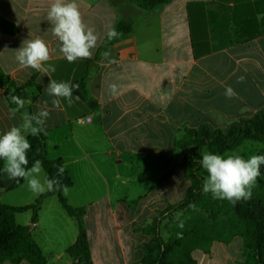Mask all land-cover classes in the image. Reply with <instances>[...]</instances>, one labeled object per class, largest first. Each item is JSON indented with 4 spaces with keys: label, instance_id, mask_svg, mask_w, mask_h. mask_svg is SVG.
Returning <instances> with one entry per match:
<instances>
[{
    "label": "crops",
    "instance_id": "0c3cea01",
    "mask_svg": "<svg viewBox=\"0 0 264 264\" xmlns=\"http://www.w3.org/2000/svg\"><path fill=\"white\" fill-rule=\"evenodd\" d=\"M52 2L0 0V15L20 29L16 35L0 31V69L17 85L35 76L41 87V91L35 86L27 89L25 107L13 117L14 107L0 86V133L19 125L24 111L37 113L47 101L51 114L46 134L42 133L47 154L61 159L73 180L64 195L68 204L86 210L83 222L92 263L142 264V245L151 237L138 229L157 210L181 201L190 186L181 167L187 151L175 145L184 128L203 124L225 128L264 108V0H172L152 10L141 9L132 0H119V8L114 0H75L98 42L91 59L74 63L64 58L52 34L47 20ZM198 2L204 6L189 9L197 32L201 22L203 49L208 52L195 57L188 4ZM214 14L227 15L226 35L214 29L218 18ZM122 18L134 20V32L102 48L108 30ZM36 38L43 39L51 52L44 65L47 74L24 68L16 60L23 42ZM216 46L223 47L212 49ZM105 52L116 63L104 59ZM88 67V91L98 108L91 109L73 93L70 104L61 98V108L53 109V97L44 91L50 80L74 84L85 77ZM241 76L244 82L237 83ZM113 83L119 86L116 96L108 90ZM229 86L237 94L231 99L225 96ZM45 175L43 169L41 177ZM13 182L2 173L0 202L25 206L47 194L33 228L30 211L18 214L17 222L31 228L47 264H74L66 251L77 239L78 226L57 194L34 195L26 182L11 190ZM44 209L46 233L38 230ZM43 236L46 249L40 241ZM237 239L216 242L209 253L198 250L194 257L198 264H242L243 241L236 243Z\"/></svg>",
    "mask_w": 264,
    "mask_h": 264
},
{
    "label": "trees",
    "instance_id": "16d2710c",
    "mask_svg": "<svg viewBox=\"0 0 264 264\" xmlns=\"http://www.w3.org/2000/svg\"><path fill=\"white\" fill-rule=\"evenodd\" d=\"M139 8L152 10L155 7L166 5L172 0H132ZM204 6L203 2L189 3L191 40L195 57L204 55L208 50L203 49V35L200 22V30L194 26L191 16V6ZM218 17L214 22V29L220 28L221 34L226 35L228 26L227 15ZM115 28L119 35H130L134 32L133 19H120ZM0 31L7 35H16L19 27L0 15ZM117 36V37H118ZM116 37V38H117ZM114 38V39H116ZM105 38L102 48L112 45L113 40ZM216 46L212 49H221ZM101 54V49L100 52ZM91 70L80 81L79 90L73 93L86 101L91 109H97V101L88 91V83ZM33 76L22 85L14 81L0 69V86L5 89V96L11 103V96H18L22 100L29 97L27 89L35 86L38 91L41 87ZM182 137L176 142V147L187 151L181 167L184 169L190 186L186 190L185 197L176 204H169L162 210H157L152 220L138 229L151 237L149 242L142 245V264H198L194 257L195 251L209 253L214 243L228 244L235 238L243 241L242 264H264V165H261V176L252 189V197L248 200H240L235 204L227 200L214 199L210 193H205L203 181L207 172L200 164L203 150L209 153L224 155L235 152L245 142H254L264 145V108L250 118H241L230 123L225 128H215L209 124H203L197 128L185 127ZM31 144L28 152L29 165L39 159L42 168L49 178L60 180L61 185L68 188L73 185V180L63 165L61 159H50L46 150V138L41 133L35 137H27ZM256 155H264V149ZM64 168L62 175H58L59 167ZM3 162L0 161V180L3 173ZM25 181L14 180L10 189H16ZM57 194L61 207L73 217L78 226V235L74 244L66 251L74 264H93L88 241L87 231L84 226L83 216L85 208H75L68 204L63 191H54ZM47 196L42 195L34 203L25 206H11L0 202V264L10 262L20 264L26 261L30 264H47V258L35 241L31 228L20 225L17 215L32 212V223H37L42 201ZM134 210L136 202L130 204ZM183 223V227L180 224ZM166 235H165V232ZM178 234H180L178 236Z\"/></svg>",
    "mask_w": 264,
    "mask_h": 264
},
{
    "label": "clouds",
    "instance_id": "9594fccd",
    "mask_svg": "<svg viewBox=\"0 0 264 264\" xmlns=\"http://www.w3.org/2000/svg\"><path fill=\"white\" fill-rule=\"evenodd\" d=\"M47 20L51 24L52 34L60 42V52L69 63L77 60L91 59L93 49L97 47L98 36L95 30L88 27L75 0H53L47 13ZM119 35L115 28L107 32V39L112 40ZM109 63H116L115 59H109L110 53L102 54ZM51 59V52L43 39H28L16 50V60L24 68H31L43 74H47L48 68L45 62ZM54 70V69H53ZM245 77L238 78L237 83L244 82ZM79 90V84L57 82L51 79L45 88V93L53 97V109L61 108V98L69 104L72 102L74 91ZM109 93L116 96L119 86L115 83L109 85ZM232 87H227L225 96L229 99L236 96ZM79 99V97H77ZM11 103L15 105L10 109L13 117L25 107V102L18 96H11ZM48 102L37 113L24 111L19 125L11 126L7 131L0 133V161L3 162V172L10 180H24L28 189L34 195H40L50 191H63L67 195L69 189L61 185L60 180L41 177L43 171L42 161L35 160L29 165L28 152L31 144L28 135L33 137L45 133L46 121L50 118ZM206 170L207 177L203 181L202 190L210 193L214 199L227 200L233 204L240 200H248L252 197V189L261 176V165H264V155H252L245 159L240 154L218 155L204 152L199 161ZM64 168L58 169V175H62ZM183 227V223L180 224ZM180 234H178L179 236Z\"/></svg>",
    "mask_w": 264,
    "mask_h": 264
},
{
    "label": "rangeland",
    "instance_id": "374dc122",
    "mask_svg": "<svg viewBox=\"0 0 264 264\" xmlns=\"http://www.w3.org/2000/svg\"><path fill=\"white\" fill-rule=\"evenodd\" d=\"M119 0H114V3L117 5V7L119 8L120 4L118 2ZM121 7V6H120ZM264 149V145L263 144H260V143H254V142H245V144L240 147L238 150H236L235 152H228L224 155H227V154H233V153H236V154H240L241 156H243L245 159H248L249 157H251L252 155H256L258 152L262 151ZM204 152H209L207 148H205L203 150V154ZM14 192V191H13ZM47 215H57L56 213L54 212H49L47 213ZM39 217V216H38ZM40 227L38 228V230H43L45 233H46V209H44L41 213H40ZM63 224V222L61 220H59V224ZM33 225H35L33 223ZM37 230V231H38ZM40 232V231H39ZM37 232V234L39 235L40 233ZM165 232V231H164ZM165 235H166V232H165ZM40 241H44L43 242V247L44 249H46V237L43 236V238L41 237ZM236 243H242V240L241 238H238L236 241ZM42 243V242H41ZM237 246L236 245L234 247V249H237ZM233 248V246H232ZM200 252V251H198ZM202 252V251H201ZM198 256V255H197ZM200 263H201V260H199Z\"/></svg>",
    "mask_w": 264,
    "mask_h": 264
},
{
    "label": "built area",
    "instance_id": "2783aa9c",
    "mask_svg": "<svg viewBox=\"0 0 264 264\" xmlns=\"http://www.w3.org/2000/svg\"><path fill=\"white\" fill-rule=\"evenodd\" d=\"M85 120L84 119H80L79 122H84Z\"/></svg>",
    "mask_w": 264,
    "mask_h": 264
},
{
    "label": "water",
    "instance_id": "95a60500",
    "mask_svg": "<svg viewBox=\"0 0 264 264\" xmlns=\"http://www.w3.org/2000/svg\"><path fill=\"white\" fill-rule=\"evenodd\" d=\"M34 225L31 226V228H33Z\"/></svg>",
    "mask_w": 264,
    "mask_h": 264
}]
</instances>
